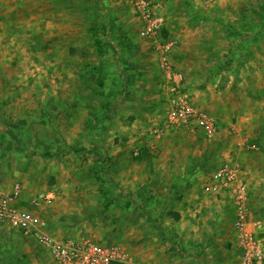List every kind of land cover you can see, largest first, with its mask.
Segmentation results:
<instances>
[{
    "label": "rangeland",
    "instance_id": "obj_1",
    "mask_svg": "<svg viewBox=\"0 0 264 264\" xmlns=\"http://www.w3.org/2000/svg\"><path fill=\"white\" fill-rule=\"evenodd\" d=\"M151 1L184 91L231 129L150 134L165 79L126 0H0V190L18 185L17 206L57 238L123 246L126 264H232L234 209L206 182L241 126L258 146L238 154L249 215L264 221V0ZM0 264L53 263L0 222Z\"/></svg>",
    "mask_w": 264,
    "mask_h": 264
},
{
    "label": "built area",
    "instance_id": "obj_2",
    "mask_svg": "<svg viewBox=\"0 0 264 264\" xmlns=\"http://www.w3.org/2000/svg\"><path fill=\"white\" fill-rule=\"evenodd\" d=\"M141 24L140 36L152 40L158 54L160 70L165 79L164 110L160 123L153 125L150 134L159 139L165 133L198 131L207 138L216 134L217 121L208 111L200 109L182 87L183 76L172 64L174 41L158 39L164 30V18L151 0H126ZM243 145L251 151L258 149L254 142L245 139ZM242 163L222 160L206 182L213 195H227L234 209V249L236 259L232 264H264V223L249 215V187L244 178ZM21 188L0 191V222L17 230L24 238L41 246L53 264H126L127 250L120 245H105L91 238H57L52 235L47 222L28 210L19 208L17 202ZM54 191L37 192L31 198L34 207L50 205Z\"/></svg>",
    "mask_w": 264,
    "mask_h": 264
},
{
    "label": "crops",
    "instance_id": "obj_3",
    "mask_svg": "<svg viewBox=\"0 0 264 264\" xmlns=\"http://www.w3.org/2000/svg\"><path fill=\"white\" fill-rule=\"evenodd\" d=\"M212 116H214L215 119H216V121H217V125H216L217 130L216 131H219L218 129H220V132L219 133H221V132L228 131L229 129H231L232 124H230L229 122H225V119L222 117L221 112L220 113H213ZM232 129L234 130V132H232L228 136L229 139H230V143L231 144L229 145L228 148H226L225 151L222 152L220 161H222V160H232V161H238V162H240V159H238V154L239 153H244V152L248 151L247 148H245L244 146H242V142L245 139H247L249 142H253V140L248 139L247 137L244 138L243 136L240 135V133H239L240 130L243 131V128L241 126H238V128L235 126ZM219 133H218V135H219ZM215 136H217V132L214 135V137ZM223 138L225 139V137H223ZM226 140H228V138ZM242 162L243 161H241L240 163H242ZM218 164L216 165V167L218 166ZM247 168H248V165L245 164V166H244V169H246L245 170L246 171L245 174L248 173ZM244 178H245V180H246V182L248 184V187L250 186L249 187V195H251V193H253L254 184H255V183H253V177H252V175L251 176L249 175V176H244ZM0 191H3V190H0ZM4 192H7V191H4ZM259 220H261V219H259ZM261 221L264 223L263 220H261Z\"/></svg>",
    "mask_w": 264,
    "mask_h": 264
},
{
    "label": "trees",
    "instance_id": "obj_4",
    "mask_svg": "<svg viewBox=\"0 0 264 264\" xmlns=\"http://www.w3.org/2000/svg\"><path fill=\"white\" fill-rule=\"evenodd\" d=\"M153 224H154V226L156 227V229H157L158 233H159V234H161L162 236H164V235H163V229H162V227H161V226H158V225H156V223H155V222H154ZM114 264H116V263H114Z\"/></svg>",
    "mask_w": 264,
    "mask_h": 264
}]
</instances>
